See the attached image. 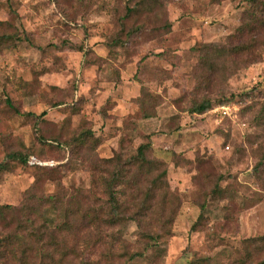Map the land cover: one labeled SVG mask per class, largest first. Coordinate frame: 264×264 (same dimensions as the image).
<instances>
[{
    "label": "rangeland",
    "instance_id": "374dc122",
    "mask_svg": "<svg viewBox=\"0 0 264 264\" xmlns=\"http://www.w3.org/2000/svg\"><path fill=\"white\" fill-rule=\"evenodd\" d=\"M253 7L0 0V205L16 207L0 217V264L264 260V30L253 60L231 56L233 45L251 43L240 30ZM205 98L211 108L191 115ZM149 141L147 156L167 168L168 188L148 194L152 185L141 180L123 188L127 219L112 228L93 221L109 207L115 161ZM31 156L45 163L32 165ZM49 195L62 198L57 208L40 201ZM27 207L32 224L18 220ZM13 233L24 238L12 243ZM53 233L72 253L56 248ZM145 233L160 235L158 243Z\"/></svg>",
    "mask_w": 264,
    "mask_h": 264
},
{
    "label": "trees",
    "instance_id": "16d2710c",
    "mask_svg": "<svg viewBox=\"0 0 264 264\" xmlns=\"http://www.w3.org/2000/svg\"><path fill=\"white\" fill-rule=\"evenodd\" d=\"M254 7L252 13H250V21L245 22L243 24V27L240 30V33L250 32L253 36V38L250 40L251 43L248 45H242V44H236L233 45V49L231 51V56L238 57L239 54L243 53H249L247 57L248 62L253 60V57H251L258 44L259 39L256 35H258L262 30H264V0H248ZM137 10V7H131L129 8L128 14L134 12ZM25 40L30 41V38L28 35H24L23 37ZM205 48L212 50L215 52L216 55H220L219 58L223 57V54L225 53L224 49L222 47H219L215 44H206ZM219 51L221 53L219 54ZM218 52V53H216ZM218 58V57H216ZM206 63H210L207 59H205ZM236 62V60H234ZM212 64H215L212 62ZM9 101V100H8ZM229 99H224L222 103L228 102ZM10 103V102H9ZM11 104V103H10ZM212 106V100L209 98H205L200 102H196L193 107L190 110L191 115H195L196 113H204L208 111ZM33 114V113H32ZM45 113H42L44 115ZM152 143L149 141L147 143L141 144L135 153L128 155L127 157H120L118 158L117 165L115 167V171L112 174L111 179L106 180V188L109 195V207L106 211H104L105 217L98 213L94 216L92 219L97 220L99 217L103 219V222L106 227L112 228L115 225L121 223L123 220L127 219L126 214L129 212L128 206L125 204L124 200H122L123 195L125 194V190L123 188L132 187L135 188V186L139 183V181L147 180L151 183L152 187L149 189L148 194L155 192V189H167L169 186V183L167 181V175L168 170L166 167H164V164L160 161L149 159L147 156L148 151L151 149ZM9 156L16 157L15 154H9ZM25 159L22 158L21 161H24ZM114 162L115 158L110 159V161ZM260 165H257L258 167L264 166V154L261 158ZM256 167V169H258ZM5 168L4 164H0V172L3 171ZM169 192H166V194L163 197V201H166L168 199ZM33 199L32 194L29 195L28 201L29 203ZM40 201H46L47 203H53L54 206L57 208V204L62 202V198H60L57 195H49V196H42L40 198ZM28 203V202H27ZM143 210V207H141ZM16 209L13 205H0V217L2 219H6V215L9 213L14 214V210ZM30 209V208H29ZM67 212V211H66ZM74 215V212H69L66 214V217H72ZM15 220V217H14ZM19 222L30 224L33 223V212L31 210H28L27 207V217L26 220L23 221L21 219H18ZM69 223V222H68ZM70 224V223H69ZM164 227L167 226V224L163 225ZM35 232L32 230L30 235H34ZM145 236H148L150 240L153 241V244H157L159 241L160 235H153L150 233H145ZM53 241L52 243L55 244L56 248L61 249L62 244L67 248V251L72 253V250L68 247L66 244V241L62 243V241L58 240L57 237H55V233L51 235ZM24 238L23 234L19 233H13L9 236V239L12 243L15 242V240L21 241ZM248 241H255V238L248 239ZM61 245V246H60ZM14 253V252H12ZM23 253V252H22ZM67 253V252H65ZM249 253V252H248ZM136 255H132V258ZM65 256L60 258V261H63ZM24 260V259H23ZM258 264H264V260L261 261Z\"/></svg>",
    "mask_w": 264,
    "mask_h": 264
},
{
    "label": "built area",
    "instance_id": "2783aa9c",
    "mask_svg": "<svg viewBox=\"0 0 264 264\" xmlns=\"http://www.w3.org/2000/svg\"><path fill=\"white\" fill-rule=\"evenodd\" d=\"M218 109L224 114L229 113L228 112V109H229L228 105H221ZM29 163L32 164V165H35V164H43L45 162H42V161L38 160L35 156H31L30 160H29Z\"/></svg>",
    "mask_w": 264,
    "mask_h": 264
}]
</instances>
